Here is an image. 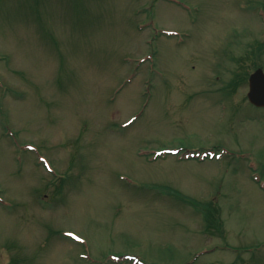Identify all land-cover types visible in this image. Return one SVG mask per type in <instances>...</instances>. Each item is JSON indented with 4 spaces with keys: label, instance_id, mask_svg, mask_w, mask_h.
I'll return each mask as SVG.
<instances>
[{
    "label": "rangeland",
    "instance_id": "obj_1",
    "mask_svg": "<svg viewBox=\"0 0 264 264\" xmlns=\"http://www.w3.org/2000/svg\"><path fill=\"white\" fill-rule=\"evenodd\" d=\"M261 2L0 0V264H264Z\"/></svg>",
    "mask_w": 264,
    "mask_h": 264
},
{
    "label": "water",
    "instance_id": "obj_2",
    "mask_svg": "<svg viewBox=\"0 0 264 264\" xmlns=\"http://www.w3.org/2000/svg\"><path fill=\"white\" fill-rule=\"evenodd\" d=\"M249 99L257 106H264V74L257 71L251 78Z\"/></svg>",
    "mask_w": 264,
    "mask_h": 264
},
{
    "label": "flooded vegetation",
    "instance_id": "obj_3",
    "mask_svg": "<svg viewBox=\"0 0 264 264\" xmlns=\"http://www.w3.org/2000/svg\"><path fill=\"white\" fill-rule=\"evenodd\" d=\"M256 47V46H255ZM257 47H258V45H257ZM254 47H250L249 49H248V51L250 52V53H246L245 54V56H246V58L245 59H243V58H240V59H238V60H236V63H235V67H241V66H246L247 65V59L249 58L250 59V54H251V51H252V49H253ZM261 54V53H260ZM260 54H259V57H260ZM258 57V58H259ZM251 62H256V61H253V60H250ZM232 67H233V65H232ZM232 69V68H231ZM237 71H236V69L234 70V73H236ZM235 75L236 74H233L231 77H230V79H228L227 78V80L226 81H228L229 80V83H227L226 84V86L227 87H229V88H227L226 86H225V88H227L228 90L227 91H225V92H223V93H226V94H228L229 95V99H226L225 100V102L227 103H229L230 104V102H231V100H232V98H231V93H230V89L233 91V88H234V86H236V84H233L232 82H237V83H239L240 81L237 79V76L235 77ZM250 75H251V73H250ZM250 75H249V77H250ZM239 77H241L242 78V76L241 75H239ZM249 77H248V79H249ZM219 78V77H218ZM232 83V84H231Z\"/></svg>",
    "mask_w": 264,
    "mask_h": 264
},
{
    "label": "trees",
    "instance_id": "obj_4",
    "mask_svg": "<svg viewBox=\"0 0 264 264\" xmlns=\"http://www.w3.org/2000/svg\"><path fill=\"white\" fill-rule=\"evenodd\" d=\"M215 219H217V216L214 217V221H216Z\"/></svg>",
    "mask_w": 264,
    "mask_h": 264
}]
</instances>
